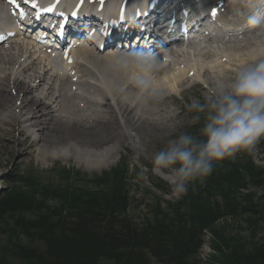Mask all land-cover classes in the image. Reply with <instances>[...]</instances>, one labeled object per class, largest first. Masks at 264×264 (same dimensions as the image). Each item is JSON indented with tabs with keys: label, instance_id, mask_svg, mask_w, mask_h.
Wrapping results in <instances>:
<instances>
[{
	"label": "bare ground",
	"instance_id": "1",
	"mask_svg": "<svg viewBox=\"0 0 264 264\" xmlns=\"http://www.w3.org/2000/svg\"><path fill=\"white\" fill-rule=\"evenodd\" d=\"M172 2L177 1L170 0ZM224 3L230 8L229 14L223 9ZM255 8L253 0H220L218 17L227 30L225 34L214 36L219 45L211 48L209 43L213 41H210L206 42L207 47L198 50L188 44L178 52H171L174 59L161 69L159 82L173 97L170 100L174 105H178L175 97L182 96L181 90L185 87L203 83L202 88L207 91L209 76L234 73L242 63L264 54V37H250L253 34L246 32L233 34V41L225 39L232 30L242 28L244 19ZM0 17H3L1 8ZM7 47L0 50V137L10 138L13 135L10 128L19 126V133L13 128L16 129L13 136L19 137L12 142L18 148L27 147L29 155L34 152L42 161L70 160L73 156L88 165L104 164L119 154L128 140H134L131 135L134 131L136 135L158 133L162 137L170 133L172 125L179 128L176 120L180 117L162 108L163 105L154 110L123 98L124 77L109 65L110 57L98 58L84 50L77 53L78 57H83V62L75 63L85 72L72 98L65 95L69 93L68 88L44 77L43 71L30 60L31 53L26 45L17 40ZM72 64L74 61L67 60L64 66L59 64L55 69L61 66L64 70L77 71V66L72 67ZM171 66L175 69L171 70ZM63 73L61 77L65 78L73 72ZM21 136L23 141H19ZM138 137L141 139L140 135ZM111 142L116 143L103 148Z\"/></svg>",
	"mask_w": 264,
	"mask_h": 264
},
{
	"label": "trees",
	"instance_id": "2",
	"mask_svg": "<svg viewBox=\"0 0 264 264\" xmlns=\"http://www.w3.org/2000/svg\"><path fill=\"white\" fill-rule=\"evenodd\" d=\"M223 164L181 202L164 208L159 203L148 220L139 222L129 217L131 197L121 185L107 193L59 196L64 208L50 225L40 221L23 228L36 234L44 248L24 253L18 264H201L205 237L216 223L223 217L258 214L245 192L249 186L262 187L264 173ZM38 211L33 199L0 198V221ZM239 264H264V247Z\"/></svg>",
	"mask_w": 264,
	"mask_h": 264
},
{
	"label": "rangeland",
	"instance_id": "3",
	"mask_svg": "<svg viewBox=\"0 0 264 264\" xmlns=\"http://www.w3.org/2000/svg\"><path fill=\"white\" fill-rule=\"evenodd\" d=\"M202 85L204 84L187 87L181 91L184 98L175 97L179 98L178 105L172 103L170 96L167 98L169 102L162 106L166 110H169L170 106L173 107L174 114L180 117L176 120L179 125L177 131L198 134L203 114H200L201 123L194 124L192 118L197 113L190 111L189 105L193 100L202 101L206 92L199 88ZM191 90H194L193 93ZM13 128L19 133V126L14 125ZM13 128L10 130L14 135L16 129ZM169 134L164 133L160 137L158 133H141L139 139V135L134 131L131 133L134 140H128L119 154L104 164L94 165L83 163L73 156L70 160L55 158L42 161L34 152L29 155L26 152L27 147L18 148L13 144L12 141L19 135H12L7 139L0 137V198L6 194L30 198L39 206L38 212L19 214L0 221V264H18L19 257L24 253L44 248L37 241L36 234L32 231L24 232L23 228L40 221L50 225L49 222L64 208L59 198L64 194L68 196L83 192L107 193L110 188L124 186L131 197V217L136 222L148 220L152 209L159 203L164 208L167 204L175 205L181 202L184 197L178 201L171 198L168 186L158 177L150 174L145 177L140 175L142 168L149 165L152 154L163 147V138ZM23 140L24 137L21 136L19 141ZM115 143H108L103 148L111 147ZM227 163L230 166L235 163L238 168H252L254 170L251 171L264 173V146L256 145L251 153H240L235 160H225V164ZM219 167L223 168L224 164H219ZM158 187L167 193L158 191ZM245 193L252 196L258 214L256 217H223L216 223L211 234L205 237L199 254L201 264H239L264 247V184L259 188L249 186Z\"/></svg>",
	"mask_w": 264,
	"mask_h": 264
},
{
	"label": "clouds",
	"instance_id": "4",
	"mask_svg": "<svg viewBox=\"0 0 264 264\" xmlns=\"http://www.w3.org/2000/svg\"><path fill=\"white\" fill-rule=\"evenodd\" d=\"M242 27L250 34L264 37V8H255ZM109 65L124 77V99L159 110L170 93L159 82L163 67L161 52L143 44L114 50ZM201 100H193V123L203 121L198 134L177 131L170 134L142 168L158 177L169 188L171 198L181 200L189 190L196 191L225 160H235L240 153H251L264 141V54L242 63L234 73L213 74ZM169 111L174 112L173 107ZM211 251V249H209Z\"/></svg>",
	"mask_w": 264,
	"mask_h": 264
},
{
	"label": "snow or ice",
	"instance_id": "5",
	"mask_svg": "<svg viewBox=\"0 0 264 264\" xmlns=\"http://www.w3.org/2000/svg\"><path fill=\"white\" fill-rule=\"evenodd\" d=\"M10 3L15 4L16 0H9ZM25 2H28V0H25ZM103 3V0H101V4ZM33 7L35 8V4L33 3ZM41 11L43 12H52L53 11V7H48V8H44ZM213 16H215V10H213ZM21 15H23V12H21ZM73 15H76V13L74 12ZM0 39H2V37H0ZM71 62V61H69Z\"/></svg>",
	"mask_w": 264,
	"mask_h": 264
}]
</instances>
